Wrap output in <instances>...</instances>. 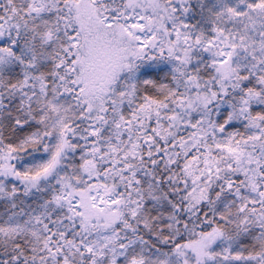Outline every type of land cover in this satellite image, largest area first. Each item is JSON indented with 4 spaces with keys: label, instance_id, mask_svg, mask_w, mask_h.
<instances>
[{
    "label": "snow or ice",
    "instance_id": "obj_1",
    "mask_svg": "<svg viewBox=\"0 0 264 264\" xmlns=\"http://www.w3.org/2000/svg\"><path fill=\"white\" fill-rule=\"evenodd\" d=\"M0 264H264V0H0Z\"/></svg>",
    "mask_w": 264,
    "mask_h": 264
}]
</instances>
